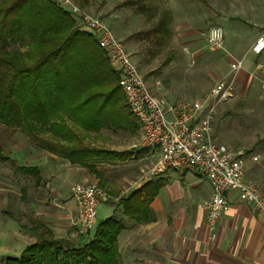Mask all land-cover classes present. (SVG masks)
Instances as JSON below:
<instances>
[{"label":"crops","instance_id":"1","mask_svg":"<svg viewBox=\"0 0 264 264\" xmlns=\"http://www.w3.org/2000/svg\"><path fill=\"white\" fill-rule=\"evenodd\" d=\"M126 3L135 12L145 10L144 0ZM79 4L85 5L83 1ZM262 31L264 27L247 45L239 47L236 40H228L225 29L223 45L212 49L221 57L219 68L241 61L237 80L264 76V52L260 55L248 52ZM233 32L236 33L235 28ZM248 54L252 58L246 61ZM96 115L99 123L95 125H81L72 114L62 117L76 134L87 132L82 137L89 138V134L100 137L101 131L117 130L131 136L138 134L140 146L133 143L125 147V138L112 140L113 136H108L107 149H103L106 151L100 150L87 158V165H80L32 146L14 128H2L7 135L0 139V264L19 257L36 241L32 227L37 221L47 226L55 238L65 239L72 246L78 241L86 243L93 236L95 228L90 236L78 232L77 208L71 193L75 183H96L108 194L109 200L98 206L96 226L108 218L121 224L116 236L119 264H264V219L250 204L241 201L236 191L229 192L228 211L215 220L212 230L215 237L210 239L204 210L211 196L207 179L192 169H170L150 177L157 155L144 146L140 128L135 131L121 128L119 113L117 124L103 121L104 111ZM212 136L215 141L218 133ZM130 150L133 154H124ZM48 169H53L54 175L58 172V184L50 190ZM53 190L60 210L54 219L44 204L47 193L54 194Z\"/></svg>","mask_w":264,"mask_h":264},{"label":"trees","instance_id":"2","mask_svg":"<svg viewBox=\"0 0 264 264\" xmlns=\"http://www.w3.org/2000/svg\"><path fill=\"white\" fill-rule=\"evenodd\" d=\"M75 24L56 0H0V124L8 129L20 126L32 146L87 165V158L98 152L82 145L62 115H74L81 125H95L96 113L104 111L105 122L117 124L119 113L121 128L135 131L139 125L124 102L118 74L109 67L94 35L79 33ZM155 28L168 32L161 22ZM82 38L93 40L101 56ZM128 152L132 151L124 154ZM120 229L118 221L105 219L90 240L74 247L37 221L32 227L36 241L5 263L119 264Z\"/></svg>","mask_w":264,"mask_h":264},{"label":"rangeland","instance_id":"3","mask_svg":"<svg viewBox=\"0 0 264 264\" xmlns=\"http://www.w3.org/2000/svg\"><path fill=\"white\" fill-rule=\"evenodd\" d=\"M71 1L110 27L150 89L168 102L197 99L228 73L229 66L219 68L221 57L217 51H212L217 47L208 45L207 34L211 28L226 29L228 40H236L240 47L247 45L255 33L264 27V0H144L145 10L142 12L129 8L127 0ZM80 1L85 3L83 7ZM74 21V29L79 33H89L76 19ZM158 22L165 26L166 34L155 28ZM234 28L236 33L233 32ZM82 39L88 41L95 55L98 53L101 56L93 40ZM22 48L26 49L25 46ZM245 58L246 61L251 59L252 54ZM156 84L159 91H155ZM0 128V139H5L7 132L2 128L6 127L2 125ZM211 128L212 135L218 133L215 143L233 152L241 150L249 157H257L255 161L245 160V174L264 192V76L240 81L235 78L230 96L219 104ZM15 130L26 136L20 126ZM77 133L82 138L83 146L92 147L90 149L97 152L106 151L103 149H107L105 139L108 136H113L112 140L125 138V147L133 143L140 146L138 134L131 136L117 130H104L100 137L89 134L87 138L82 137L87 132ZM130 154L133 153L128 152ZM53 169H48L49 190L58 184V172L54 175ZM53 191L54 194L47 193L44 204L54 219L60 210L58 196ZM90 239L88 237L87 241ZM76 244L83 243L78 241Z\"/></svg>","mask_w":264,"mask_h":264},{"label":"built area","instance_id":"4","mask_svg":"<svg viewBox=\"0 0 264 264\" xmlns=\"http://www.w3.org/2000/svg\"><path fill=\"white\" fill-rule=\"evenodd\" d=\"M77 22L93 34L97 45L104 51L109 67L118 74V87L130 113L135 117L144 146L157 155L150 177L167 170H195L211 186V196L204 205L210 239L215 220L228 211L227 196L236 191L238 198L250 204L264 219V194L257 184L246 178L245 160L255 161L244 151L233 152L212 137V122L217 108L231 93L235 76L242 68L241 61L230 62L229 71L203 96L193 100L168 102L156 95L121 41L110 27L98 17L81 10L71 0H59ZM224 32L211 28L207 34L210 46H222ZM249 53L264 52V31L250 46ZM155 85V91L159 87ZM76 203L78 232L90 236L97 223L98 206L108 200V194L96 183H75L71 187Z\"/></svg>","mask_w":264,"mask_h":264}]
</instances>
